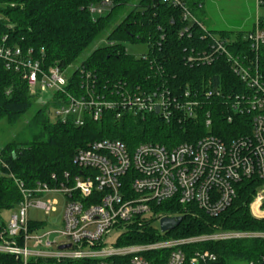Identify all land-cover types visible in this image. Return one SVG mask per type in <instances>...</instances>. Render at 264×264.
<instances>
[{
    "label": "trees",
    "instance_id": "obj_1",
    "mask_svg": "<svg viewBox=\"0 0 264 264\" xmlns=\"http://www.w3.org/2000/svg\"><path fill=\"white\" fill-rule=\"evenodd\" d=\"M99 1L0 0V13L3 16L0 19V44L2 37L6 36L5 43L8 45H17L24 50L32 48L35 52L42 48L45 68L56 65L65 69L75 65L90 44L107 32L105 43L94 48L68 74L66 93L86 97L87 81L88 90L94 96L112 101L119 100L121 92L131 91L135 87L151 93L157 87L167 88L172 93H180L189 87L195 88L199 95L205 88H216L221 91V96L202 99V107L197 110L195 118L182 117L178 113L163 118L156 112L134 114L115 107L104 108L97 119L86 110L80 115L82 124H79L75 123L76 115L63 121L51 119L50 109L57 106L60 99H66V93L56 92L36 108L23 132L0 148V212L13 210L21 201L17 182H22L25 187H33L37 182L48 186L64 182L65 172L77 171L73 163L75 152L96 140H120L129 149L143 142L159 143L169 148L181 142L194 141L208 132L203 123L206 110H210L212 119L211 134L227 140L248 132V128H242V121L248 120L249 115L235 114L232 123L226 121L227 94L244 87L230 70L226 59L219 57L211 64L186 62L187 55L208 48L207 33L225 39L231 52L253 57L264 83V47L255 55L242 40L247 31L215 32L202 24L206 33L194 25L190 26L189 36H180L179 30L187 23L182 20L179 7L162 0H109L111 6L103 14L94 15L88 6ZM260 6H264V2ZM122 11L124 13L119 18ZM136 42L147 46V50L138 56L129 54L124 47L126 43ZM36 98L29 92L21 74L5 68L0 59V120L15 124L31 108ZM262 183L256 178L237 183L232 203L216 216L207 214L193 204L162 201L154 205V212L171 217L181 216L177 226L160 233L151 225L154 218H145L141 227L131 223L118 236L116 243H147L167 237L210 234L218 230H264V218L256 219L249 209L252 196ZM3 225L0 218V230ZM42 225L43 222L29 220L31 230ZM182 249L186 255L194 251L212 252L217 257L216 264L248 261L264 264V239L206 240L185 245ZM168 253L166 249L149 251L145 253V258L160 263L166 260ZM113 261L119 263L121 260L116 258ZM29 263L95 264V261L33 258ZM0 264H20V261L0 253Z\"/></svg>",
    "mask_w": 264,
    "mask_h": 264
},
{
    "label": "built area",
    "instance_id": "obj_2",
    "mask_svg": "<svg viewBox=\"0 0 264 264\" xmlns=\"http://www.w3.org/2000/svg\"><path fill=\"white\" fill-rule=\"evenodd\" d=\"M182 10V20L187 24L179 35L189 36L190 26L205 27L189 11L182 0H162ZM264 0H256L260 6ZM111 6L109 0L91 3L89 11L103 14ZM0 13V19H2ZM206 33V31H205ZM209 38L208 48L189 54V64H211L224 57L229 68L244 84L242 90L234 89L225 100L226 121L232 123L233 115H249L242 121L248 132L222 139L210 133L212 119L206 110L205 135L190 142H181L172 147L159 143L143 142L129 149L120 140L102 139L88 144L75 152L73 163L76 172L64 173V182L48 186L37 182L25 187L17 182L21 201L12 210L6 225L0 230V253L13 256L20 264H30L33 258L93 259L95 264H216L217 257L209 251H194L186 255L185 245L206 240L257 238L264 239V230L238 231L218 230L210 234L187 237L161 238L147 243L117 245L118 236L131 223L138 227L143 219L159 221L162 213L154 212V205L167 200L180 205H196L198 209L216 216L227 208L236 196V184L242 180L256 178L263 181L249 203L250 213L256 219L264 218V83L257 61L246 54H235L228 48L225 39L205 34ZM0 44V59L7 69L19 72L29 92L37 97L56 92H65L68 75L59 66H43L41 48L35 52L17 45ZM250 50L257 54L264 47V16H256L253 26L242 37ZM89 74H86V78ZM87 96L75 97L66 93V99L50 109L55 120H65L76 115L75 123L82 124L80 115L88 110L97 119L104 108H122L134 114L158 112L163 118L180 114L195 118L202 107V99L221 96L216 88H205L199 95L195 88L186 87L180 93L157 87L154 93L135 87L121 92L119 100H105L88 90ZM230 112V113H229ZM54 175H52L53 177ZM61 193L65 198L62 224L59 234L50 238V232L33 234L29 227V209L43 210L46 214L55 211L56 198H44L45 194ZM171 217V216H168ZM119 229L115 243L107 244L112 229ZM160 231V229H159ZM160 233H165L161 232ZM68 245V247H63ZM169 250L166 260L155 263L145 258V253ZM120 259L119 263L114 259ZM239 264H255L253 261Z\"/></svg>",
    "mask_w": 264,
    "mask_h": 264
},
{
    "label": "rangeland",
    "instance_id": "obj_3",
    "mask_svg": "<svg viewBox=\"0 0 264 264\" xmlns=\"http://www.w3.org/2000/svg\"><path fill=\"white\" fill-rule=\"evenodd\" d=\"M192 14L208 29L215 32L222 30L228 31H248L251 27L253 18L256 16H264V6H257L256 0H185ZM199 3L197 6L196 4ZM0 7H2L0 5ZM124 11L120 12L119 18L123 15ZM106 33L98 36L90 46L81 55V59H84L94 48L103 45L105 43ZM125 50L132 55H140L147 50L145 43H126ZM70 65L65 68L67 75L70 74L78 65ZM37 97V95H34ZM48 95L37 97L33 99L31 108L24 113L15 124L10 125L6 120H0V148L9 140L14 138L16 134L23 132L24 127L28 121L32 118L37 107L41 106L43 101L47 99ZM51 117V116H50ZM53 117V116H52ZM51 117V119H53ZM44 198H56L58 200V206L55 211L46 214L43 210L30 208L29 218L30 221L43 222V225L36 230H33V234H44L50 232V238L55 236L59 240H65L62 235L59 234V229L62 224V214L65 205V198L61 193L45 194ZM12 210H2L0 212V218L3 223L9 220ZM151 225L159 231V221L154 219ZM119 229H112L111 233L107 236V244L115 243L118 236ZM160 232V231H159ZM163 235V234H162Z\"/></svg>",
    "mask_w": 264,
    "mask_h": 264
},
{
    "label": "water",
    "instance_id": "obj_4",
    "mask_svg": "<svg viewBox=\"0 0 264 264\" xmlns=\"http://www.w3.org/2000/svg\"><path fill=\"white\" fill-rule=\"evenodd\" d=\"M158 106L155 107V112H158ZM182 217L177 216V217H168V216H163L159 219V229L161 232H166L169 230H172L175 226L179 224L181 221ZM63 247H68V245L63 246Z\"/></svg>",
    "mask_w": 264,
    "mask_h": 264
},
{
    "label": "crops",
    "instance_id": "obj_5",
    "mask_svg": "<svg viewBox=\"0 0 264 264\" xmlns=\"http://www.w3.org/2000/svg\"><path fill=\"white\" fill-rule=\"evenodd\" d=\"M254 19H255V18H253V21H252V23H251V27H250V29H251L252 26H253ZM250 29H249V30H250ZM28 217H29V213H28ZM1 220H2V219H1ZM29 220H30V218H29ZM2 222H3V221H2ZM40 227H41V226H40ZM36 228H38V227H35V230H36Z\"/></svg>",
    "mask_w": 264,
    "mask_h": 264
}]
</instances>
